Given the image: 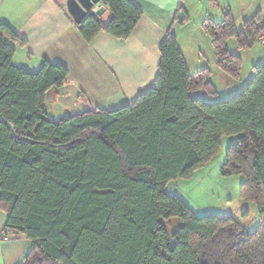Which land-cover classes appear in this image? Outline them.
I'll use <instances>...</instances> for the list:
<instances>
[{
  "label": "trees",
  "instance_id": "obj_1",
  "mask_svg": "<svg viewBox=\"0 0 264 264\" xmlns=\"http://www.w3.org/2000/svg\"><path fill=\"white\" fill-rule=\"evenodd\" d=\"M101 6L107 22L86 17L77 25L83 40L101 32L127 40L139 8L130 0ZM201 27L217 69L238 80L241 59L227 41L234 39L239 51L253 48L264 36V16L238 29L226 12L221 22L206 19ZM9 43L24 41L0 24V211L5 229L31 243L20 264H264V62L238 94L204 101L195 95L217 100L211 71L190 73L169 29L147 91L112 111L51 121L46 96L65 85L67 69L48 62L36 73L17 68ZM231 137L221 174L242 177L241 200L254 203L259 218L253 232L231 216L196 217L167 192ZM173 220L179 227L170 233Z\"/></svg>",
  "mask_w": 264,
  "mask_h": 264
},
{
  "label": "crops",
  "instance_id": "obj_2",
  "mask_svg": "<svg viewBox=\"0 0 264 264\" xmlns=\"http://www.w3.org/2000/svg\"><path fill=\"white\" fill-rule=\"evenodd\" d=\"M67 1L0 0V24L9 26L24 41L23 45L9 43L15 50L12 65L31 73L38 72L44 62L67 69L65 85L46 96L51 121L130 104L152 86L158 74L159 48L169 29H184L194 18L199 25L206 19L219 23L226 13L221 0H130L142 17L127 40L101 32L86 43L67 12ZM96 16L103 24L109 18L105 8ZM175 16L187 21L181 25L174 21ZM177 44L180 46L178 39ZM48 101L59 105L62 113L51 119ZM6 220L0 211V264H20L31 243L19 234L3 240Z\"/></svg>",
  "mask_w": 264,
  "mask_h": 264
},
{
  "label": "rangeland",
  "instance_id": "obj_3",
  "mask_svg": "<svg viewBox=\"0 0 264 264\" xmlns=\"http://www.w3.org/2000/svg\"><path fill=\"white\" fill-rule=\"evenodd\" d=\"M221 4V7L226 4L225 10L231 14L238 29L244 20L251 19L257 13L264 16V0H221ZM172 33L179 41V48L189 65L190 73L204 68L211 71L210 81L217 92V100L207 97L203 92L195 95L207 102L226 100L238 94L250 82L253 67L264 62V41L259 40L253 48L239 51L235 40L229 39L228 50L237 55L242 64L240 78L235 80L217 69L210 38L195 18L184 29L177 28ZM47 108L51 119L62 113V108L50 101L47 102ZM234 142L233 137L224 138L219 153L211 162L196 171L190 179L172 182L167 192L185 202L196 217L231 216L239 220L249 232H253L259 224V218L255 204L241 200L242 177L221 174L227 148ZM178 227V220H173L169 232L176 231Z\"/></svg>",
  "mask_w": 264,
  "mask_h": 264
},
{
  "label": "water",
  "instance_id": "obj_4",
  "mask_svg": "<svg viewBox=\"0 0 264 264\" xmlns=\"http://www.w3.org/2000/svg\"><path fill=\"white\" fill-rule=\"evenodd\" d=\"M102 0H68L66 3L67 12L76 25H79L86 17L91 16L89 12L94 6H97ZM103 7L100 6V10ZM99 12L97 13V15Z\"/></svg>",
  "mask_w": 264,
  "mask_h": 264
},
{
  "label": "built area",
  "instance_id": "obj_5",
  "mask_svg": "<svg viewBox=\"0 0 264 264\" xmlns=\"http://www.w3.org/2000/svg\"><path fill=\"white\" fill-rule=\"evenodd\" d=\"M99 10H100V6H94V7L91 9V11L89 12V14L92 15V16H96L97 13L99 12ZM263 39H264V38H262L261 41H264ZM10 235H11V233H10L7 229H5V230L3 231L1 237H2L3 240H6V239H8V238L10 237Z\"/></svg>",
  "mask_w": 264,
  "mask_h": 264
}]
</instances>
